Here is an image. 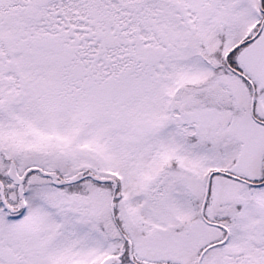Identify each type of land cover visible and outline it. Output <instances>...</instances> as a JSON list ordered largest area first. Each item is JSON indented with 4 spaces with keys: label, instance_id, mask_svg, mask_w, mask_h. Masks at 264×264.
Masks as SVG:
<instances>
[{
    "label": "snow or ice",
    "instance_id": "snow-or-ice-1",
    "mask_svg": "<svg viewBox=\"0 0 264 264\" xmlns=\"http://www.w3.org/2000/svg\"><path fill=\"white\" fill-rule=\"evenodd\" d=\"M0 264H264V0H0Z\"/></svg>",
    "mask_w": 264,
    "mask_h": 264
}]
</instances>
